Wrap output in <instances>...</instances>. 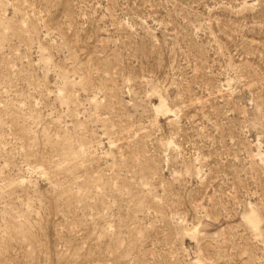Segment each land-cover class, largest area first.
Returning a JSON list of instances; mask_svg holds the SVG:
<instances>
[{
    "label": "rangeland",
    "instance_id": "1",
    "mask_svg": "<svg viewBox=\"0 0 264 264\" xmlns=\"http://www.w3.org/2000/svg\"><path fill=\"white\" fill-rule=\"evenodd\" d=\"M197 260L264 264V0H0V264Z\"/></svg>",
    "mask_w": 264,
    "mask_h": 264
},
{
    "label": "bare ground",
    "instance_id": "2",
    "mask_svg": "<svg viewBox=\"0 0 264 264\" xmlns=\"http://www.w3.org/2000/svg\"><path fill=\"white\" fill-rule=\"evenodd\" d=\"M249 214H250V213H249ZM246 218H247V221H248L251 225L256 226L257 221H256L254 215L250 214V215H249L248 217H246ZM195 262H196V264H201L198 260L195 261Z\"/></svg>",
    "mask_w": 264,
    "mask_h": 264
}]
</instances>
